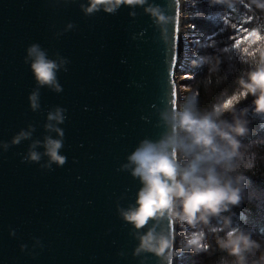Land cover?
I'll use <instances>...</instances> for the list:
<instances>
[{
    "label": "water",
    "instance_id": "1",
    "mask_svg": "<svg viewBox=\"0 0 264 264\" xmlns=\"http://www.w3.org/2000/svg\"><path fill=\"white\" fill-rule=\"evenodd\" d=\"M84 3L0 0V264H164L151 252L135 254L153 221L137 230L120 209L135 206L141 187L129 154L168 132L162 114L181 104L182 0L91 15ZM149 6L167 21L157 22ZM33 43L49 58L69 61L57 73L62 92L36 84L25 62ZM37 89L33 111L28 95ZM58 106L66 109L58 125L66 163L49 169L44 155L38 163L22 161L35 141L57 136L45 125L56 123L47 115ZM21 129L31 136L11 144ZM35 150L43 153L42 144ZM172 232L178 264V224Z\"/></svg>",
    "mask_w": 264,
    "mask_h": 264
},
{
    "label": "clouds",
    "instance_id": "2",
    "mask_svg": "<svg viewBox=\"0 0 264 264\" xmlns=\"http://www.w3.org/2000/svg\"><path fill=\"white\" fill-rule=\"evenodd\" d=\"M241 2L209 0L210 4H223L228 8H235ZM143 4L145 0H86L81 10L86 15L97 11L111 14L121 5ZM247 7L264 13V0H248ZM146 11L156 17L157 22L168 19L159 7L149 6ZM245 32L231 48L239 50L240 60L248 67L236 79L231 93L225 90L223 99L205 112L196 107L195 94L183 104H173L162 114L169 131L158 140H142L128 156L129 163L134 165L131 174L139 178L141 187L135 206L120 209V215L137 230L153 221L152 227L139 234L135 254L151 252L164 264H172L176 251L172 226L178 224L182 228L179 251L212 254L219 249L232 258L221 257L220 264H264V243L253 238L252 229L234 223L231 212L233 206L242 202L264 208V188H251L249 175H255L259 162L264 160V154L257 151L264 148V136L253 139L254 130L250 127L253 119L264 126V26L257 24ZM29 61L40 88L48 86L56 92L63 91L57 73L69 62L66 58L57 62L49 58L39 44L33 43L26 49L25 62ZM221 62L219 54L199 56L192 61L208 64L210 74L219 72ZM249 97V103L239 106ZM28 101L33 111L40 106L38 89L29 93ZM65 112V108L58 106L48 113L47 120L56 123L45 127L55 131L57 136L35 141L22 161L38 163L44 155L48 157L44 166L49 169L53 164L59 167L66 163L67 157L61 152L64 131L58 126L64 122ZM30 136L31 131L21 129L10 143L20 144ZM40 144L43 153L35 150ZM3 147L7 148L8 143L4 142ZM158 225H161L159 231ZM9 234L15 236V229ZM20 248L24 251L27 245L21 244Z\"/></svg>",
    "mask_w": 264,
    "mask_h": 264
},
{
    "label": "trees",
    "instance_id": "3",
    "mask_svg": "<svg viewBox=\"0 0 264 264\" xmlns=\"http://www.w3.org/2000/svg\"><path fill=\"white\" fill-rule=\"evenodd\" d=\"M193 10H190L193 25L198 30V40L186 52L189 58L188 79L183 85L190 89V98L196 95V107L200 112L209 111L214 103L223 99L225 90L230 94L235 87V81L248 65L240 60L238 49H232L231 45L236 39H242L246 35L245 29L260 24L264 26V13L258 10H250L247 7L248 0H242L235 8H228L223 4H210L209 0H190ZM235 25V27H232ZM214 42V43H213ZM228 49L227 52L218 51ZM219 54L222 58L219 72L209 73V65L193 64L192 61L199 56ZM223 77V79H220ZM251 97L242 101L241 105L249 103ZM238 106V107H239ZM251 116V114H249ZM231 118L229 114H225ZM250 127L254 130L253 139L264 136V126L258 119H253ZM264 154V148L257 149ZM251 176V185L264 188V160L259 162L256 174ZM234 223L253 230V238L264 243V208H256L254 205L242 202L231 209ZM223 235V233H221ZM183 264H220L221 257L231 260L226 253L217 249L214 253L201 252L192 254L182 251Z\"/></svg>",
    "mask_w": 264,
    "mask_h": 264
},
{
    "label": "rangeland",
    "instance_id": "4",
    "mask_svg": "<svg viewBox=\"0 0 264 264\" xmlns=\"http://www.w3.org/2000/svg\"><path fill=\"white\" fill-rule=\"evenodd\" d=\"M186 2H187V5L189 4V6H187V9H188L187 12H188V14H186V18L188 17L187 20H189V21H187L184 24V31H185L184 32V35H185V38H186L185 41H186V43H188L187 44V48H188V50H191V46H193L194 44H196L197 42H199V40H198V34L199 33H198V30L193 25V22L190 20V18H191L190 10L191 11L193 10V8L191 6L192 3L190 2V0H186ZM179 77L181 79H184L187 76H185L184 74H180ZM182 92H183V100H182L183 101L182 104H183L190 97V95H189L190 94V89L187 88L186 86H184V88H182ZM250 187L251 188H258L256 186H254V184L250 185ZM180 229L182 230V228H180Z\"/></svg>",
    "mask_w": 264,
    "mask_h": 264
}]
</instances>
